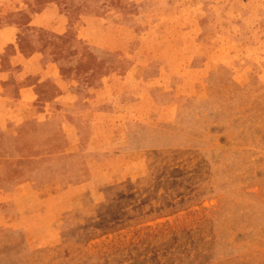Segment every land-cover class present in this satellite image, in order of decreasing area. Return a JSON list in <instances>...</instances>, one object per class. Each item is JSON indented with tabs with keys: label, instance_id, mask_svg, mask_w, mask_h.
I'll list each match as a JSON object with an SVG mask.
<instances>
[{
	"label": "rangeland",
	"instance_id": "374dc122",
	"mask_svg": "<svg viewBox=\"0 0 264 264\" xmlns=\"http://www.w3.org/2000/svg\"><path fill=\"white\" fill-rule=\"evenodd\" d=\"M200 2L147 45L169 95H189L154 142L153 179L71 199L55 245L0 228V264H264V0ZM14 4L0 0V24ZM58 146L30 123L0 131V192Z\"/></svg>",
	"mask_w": 264,
	"mask_h": 264
},
{
	"label": "crops",
	"instance_id": "0c3cea01",
	"mask_svg": "<svg viewBox=\"0 0 264 264\" xmlns=\"http://www.w3.org/2000/svg\"><path fill=\"white\" fill-rule=\"evenodd\" d=\"M119 1L13 0L2 12L0 131L30 123L59 143L51 162L0 192V228L35 247L57 244L71 199L97 205L108 185L116 193L153 179L154 142L189 98L169 95L179 92L170 65L147 50L162 20L192 19L200 0Z\"/></svg>",
	"mask_w": 264,
	"mask_h": 264
}]
</instances>
